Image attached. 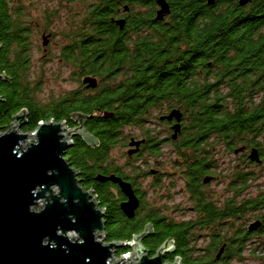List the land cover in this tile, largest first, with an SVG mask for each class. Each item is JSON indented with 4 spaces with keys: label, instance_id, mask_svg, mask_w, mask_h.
Masks as SVG:
<instances>
[{
    "label": "trees",
    "instance_id": "16d2710c",
    "mask_svg": "<svg viewBox=\"0 0 264 264\" xmlns=\"http://www.w3.org/2000/svg\"><path fill=\"white\" fill-rule=\"evenodd\" d=\"M24 1L0 0V131L9 130L20 111L26 112L23 132L52 119L73 128V115H85L86 129L97 143L74 136L66 158L80 173V184L93 190L105 209L106 242L129 241L151 225L152 233L143 240L151 255L166 240L174 243L166 262L177 257L183 264L243 260L252 237L264 231V190L246 195L254 177L244 165L256 162L240 154L241 166L234 169L227 186L231 194L222 201L205 191L209 184L204 178L211 174L214 179L219 146L232 152L241 146L256 147L264 163V0L260 16L240 18L228 1L212 6L206 0H169L172 21L164 26L149 22L154 0H67L71 21L61 60L74 69V76L93 75L100 83L93 90L74 89L49 101L40 98L41 79L31 80L33 27L38 25L31 24ZM77 1L82 7H74ZM123 5L132 11L125 28L114 19ZM52 17L46 15L48 20ZM44 51L46 55L45 47ZM165 107L183 112L182 131L170 143L195 217L175 220L160 209L147 208L142 193L135 217L128 218L119 206L125 197L119 186L96 176L114 173L140 191L137 179L143 171L133 167L126 172L133 161L127 158L126 164L117 165L112 151L127 147L133 134L125 133L126 128L143 127L154 109ZM147 137L148 152L159 157L167 139L150 133ZM250 214L262 222L253 232L243 227ZM203 236L210 241L198 247ZM129 251L130 247H121L116 253ZM258 258L264 264V251Z\"/></svg>",
    "mask_w": 264,
    "mask_h": 264
},
{
    "label": "water",
    "instance_id": "95a60500",
    "mask_svg": "<svg viewBox=\"0 0 264 264\" xmlns=\"http://www.w3.org/2000/svg\"><path fill=\"white\" fill-rule=\"evenodd\" d=\"M247 2L240 0V5ZM157 3L160 9L156 19L162 20L170 12V4L166 0H157ZM115 21L123 28L124 19ZM50 37L49 33L42 34L45 50ZM83 82L87 88L99 85L95 76H86ZM73 116L80 121L77 127L68 129L65 121L52 119L40 122L33 131L23 132L20 129L26 112L20 111L14 116L11 128L0 134V264H122L123 255L121 261L114 260L115 252L121 247H130L132 251L127 254L131 262L126 264H183L179 257L165 261L166 253L175 250L171 240L150 256L142 242L152 233L151 225L129 241L104 242L98 239L105 235V209L96 201L93 190H86L80 184V173L66 158L67 150L74 144V136H81L92 145L97 139L87 131L85 115ZM161 118L176 120L172 127V137L176 139L181 130L183 112L175 108ZM144 142L145 139L132 137L128 154L138 152ZM244 150L245 147L241 146L234 153ZM248 158L258 164L262 162L256 147L250 149ZM212 179V175H207L204 183ZM96 180L117 184L126 197L120 202L121 210L128 218L135 217L141 199L130 181L114 173L98 174ZM41 200L44 205H40ZM261 225V220L256 219L248 225V231H256ZM70 232L77 236H70ZM224 248L225 245L217 258L221 257Z\"/></svg>",
    "mask_w": 264,
    "mask_h": 264
},
{
    "label": "rangeland",
    "instance_id": "374dc122",
    "mask_svg": "<svg viewBox=\"0 0 264 264\" xmlns=\"http://www.w3.org/2000/svg\"><path fill=\"white\" fill-rule=\"evenodd\" d=\"M26 10L31 17V24L34 28V48L32 51L31 61V80L37 81L41 79L40 98L44 101H49L52 98L59 97L71 90L77 88V82L73 79L74 69L62 62L60 57L61 47L65 44L66 38L64 33L67 24L71 21L70 17V3L67 0H25ZM75 8L82 7V4L77 1L74 3ZM51 14V19H46V15ZM47 29L52 34L50 37L49 45L44 51L42 44V31ZM165 109L157 108L151 112L149 119L151 123H145L143 127H130L125 129V133L133 134L134 136L141 137L145 131L156 135L158 139L168 136L167 125L160 124L158 115L164 113ZM12 125V124H11ZM18 126V124H16ZM11 128V127H10ZM71 127H68L70 129ZM144 128V130H143ZM21 130V129H20ZM3 133L0 131V134ZM24 143V146H26ZM162 154L155 157L145 150L140 156L135 157L131 163L132 168L126 167V172H132L133 167L137 170L143 171L137 179V187L146 198L147 208H156L162 210L165 215L175 220L188 219L195 217L190 208L193 207L191 200L192 196L184 188V180L179 172L180 164L175 161V152L173 145L168 143L161 146ZM127 147L118 146L112 151V159L117 165H124L127 163ZM217 157V168L215 170V179L206 186L205 191L211 197L222 201L223 197L230 195L228 192V183L232 178V173L240 162V154H235L232 151L225 149L224 146H219ZM248 153V152H247ZM178 159V158H177ZM239 165L238 167H240ZM246 172H252L254 179L250 180L249 188L246 192L247 196L258 194L264 190V163L246 164L244 165ZM159 171V175L153 176L150 171ZM147 174H144V173ZM97 201V200H96ZM44 201H40V205H44ZM254 215V216H253ZM256 214L248 215L245 218L243 227H247L253 222ZM77 234L70 232L69 235ZM104 234L99 236L98 239L105 241ZM208 236L198 241V247H204L209 243ZM252 244L247 248L243 254V260L233 259L228 264H260L258 257L264 251V231L262 234L254 235L251 239ZM132 251L122 254L124 256L121 261V256L115 252L114 260L120 259L122 264L131 262L127 256ZM254 253V254H253ZM255 255V256H254Z\"/></svg>",
    "mask_w": 264,
    "mask_h": 264
},
{
    "label": "flooded vegetation",
    "instance_id": "af4514ba",
    "mask_svg": "<svg viewBox=\"0 0 264 264\" xmlns=\"http://www.w3.org/2000/svg\"><path fill=\"white\" fill-rule=\"evenodd\" d=\"M166 1H168V3L170 4V12L168 13V14H165L164 15V18L162 19V20H157L156 19V16H157V12H158V10L160 9V6L158 5V3H157V0H154V9L152 10V14H151V17L149 18V22H151L152 23V25L154 26V25H156V26H164V25H168V24H170L171 23V19H172V5H171V3L169 2V0H166ZM224 1H228L229 2V4H233V7H232V10H231V12L235 15V17H237V18H240V16H245V15H253L254 17H258V16H260V9H259V5H260V0H248V2L245 4V5H240V0H224ZM219 2H221V0H213L211 3H209V0H206V3L207 4H209V5H212V6H214V5H216V4H218ZM232 2V3H231ZM125 6H129V5H123V8H120V9H118V13H119V15L118 16H116V17H114V19L115 20H117V19H124V21H125V24H124V26H126V23H127V19L131 16V13H132V11H131V8L129 7V9H125ZM221 7H222V5H221ZM138 9L139 10H141L142 8H140V7H138ZM248 17H251V16H248ZM254 17H253V19H254ZM252 19V18H251ZM123 26V27H124ZM125 28V27H124ZM263 29H264V26L262 27ZM86 76H93V75H89V74H86V75H82V76H80V78H79V76L77 75V73L75 74V76L73 77V79L77 82V88H75V89H83V90H87V91H89V90H93V89H95V88H87L86 87V84L83 82V79L86 77ZM98 78V77H97ZM98 81H99V83H100V79L98 78ZM98 87V86H97ZM96 87V88H97ZM165 105H163V107H164ZM165 109V112L164 113H161L160 115H158V120H159V122H160V124H165V125H167V131H168V136L167 137H165V138H162V139H167L166 140V142L167 143H164V144H162V145H166V144H168V143H170V141H171V139L172 140H175V139H173V137H172V135H173V133H174V130H173V125L176 123V120L175 119H173V120H166V119H162L161 117L162 116H165V115H167L172 109H168L167 110V107H165L164 108ZM74 120H76V119H74ZM86 122H87V118H86V121H85V127H86ZM147 123H151V120L150 119H148L147 120V122H146V124ZM80 124V121H77L76 120V122H75V126L74 127H77L78 125ZM182 128H183V121H182V123H181V130H180V132L178 133V135H180V133H181V131H182ZM150 133V132H149ZM147 131H145V134H142V136L141 137H137V136H134V135H132V136H130L129 137V140H128V145H127V149L129 150L131 147H130V140H131V138L132 137H135V139H145V142L140 146V150L138 151V152H136V153H134L133 155H129L128 154V150H127V155H128V159H130L131 161H133L134 159H135V157H136V155L137 154H139V155H141V153H143L145 150H147L148 148H146V146H145V144L146 145H148V141L150 140L149 139V137H147V135L149 134ZM152 133H150V135H151ZM177 139V138H176ZM150 144V143H149ZM253 147H250V148H245V150L244 151H242L241 153H242V155H246V156H248V154H249V151H250V149H252ZM248 152V153H247ZM245 156V157H246ZM246 164H248V163H246ZM245 164V165H246ZM240 164L238 163L237 164V167L239 166ZM153 171L154 170H151L150 171V173L153 175V176H157V175H159V171L157 172H154L153 173ZM211 175V174H210ZM214 179H215V176H214ZM214 179H212V181L214 180ZM127 180V179H126ZM212 181H210V182H212ZM210 182L208 183V184H210ZM136 190V189H135ZM136 193H137V195L139 196V198L141 199V201H142V193H141V191H139V190H136ZM123 200H126V197H124V199H122V201ZM191 209H193V208H191ZM148 226V225H147ZM146 226V227H147ZM150 235V234H149ZM167 241H170V240H166L165 242H167ZM172 241V240H171ZM164 242V243H165ZM173 242V241H172ZM143 243V242H142ZM163 243V244H164ZM144 244V243H143ZM162 246V245H161ZM160 248V247H159ZM148 251H150V250H148ZM158 251V250H157ZM155 255V254H154ZM154 255H151V253H150V256H154Z\"/></svg>",
    "mask_w": 264,
    "mask_h": 264
},
{
    "label": "bare ground",
    "instance_id": "6f19581e",
    "mask_svg": "<svg viewBox=\"0 0 264 264\" xmlns=\"http://www.w3.org/2000/svg\"><path fill=\"white\" fill-rule=\"evenodd\" d=\"M67 124V123H66ZM68 126V125H67ZM69 127V126H68Z\"/></svg>",
    "mask_w": 264,
    "mask_h": 264
}]
</instances>
